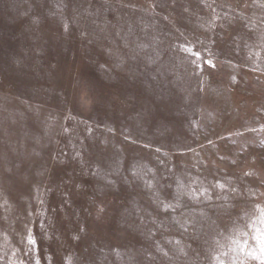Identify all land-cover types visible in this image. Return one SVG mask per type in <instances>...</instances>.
Here are the masks:
<instances>
[{
  "label": "rangeland",
  "instance_id": "374dc122",
  "mask_svg": "<svg viewBox=\"0 0 264 264\" xmlns=\"http://www.w3.org/2000/svg\"><path fill=\"white\" fill-rule=\"evenodd\" d=\"M0 264H264V0H0Z\"/></svg>",
  "mask_w": 264,
  "mask_h": 264
}]
</instances>
